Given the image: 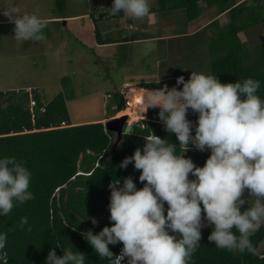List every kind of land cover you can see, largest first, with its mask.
Instances as JSON below:
<instances>
[{"label":"clouds","instance_id":"9594fccd","mask_svg":"<svg viewBox=\"0 0 264 264\" xmlns=\"http://www.w3.org/2000/svg\"><path fill=\"white\" fill-rule=\"evenodd\" d=\"M121 10L135 20L153 15L149 0H112L106 9L111 16L121 15ZM0 14L14 25L13 39L20 46L26 41L46 40L47 21L39 15L15 5L0 9ZM174 80L176 86L171 88L137 90L140 119L123 128L122 135L133 134V124L145 120L148 109H159V120L167 133L175 134L178 146L152 132L143 137L142 149H135L119 165L126 168L132 164L139 170L138 181L143 187L137 189L131 177L123 178L122 186L121 180H112L108 211L113 223L96 234L91 230L81 233L100 258H107V264H192L201 245L202 218L207 226H213L208 240L217 248L255 252L251 237L264 225V98L258 94L260 81L247 78L221 83L217 76L194 71L187 80L183 75ZM177 86L182 87L178 90ZM189 110L197 116L195 125L187 118ZM140 127L146 126L141 122ZM190 146L210 151L202 167L185 156ZM31 179L23 161L0 157V216L6 217L15 206L34 199L29 190ZM249 201H253L251 206ZM245 203L248 207L241 211ZM85 219L96 224L94 218ZM19 227L31 231L27 217L21 218ZM6 242L7 233L0 232V259L6 255ZM118 243L122 246L114 255L109 245ZM55 248L49 250L44 264H86L85 255L73 251L72 246L60 256Z\"/></svg>","mask_w":264,"mask_h":264},{"label":"trees","instance_id":"16d2710c","mask_svg":"<svg viewBox=\"0 0 264 264\" xmlns=\"http://www.w3.org/2000/svg\"><path fill=\"white\" fill-rule=\"evenodd\" d=\"M98 3L99 6L92 9L91 14L68 18H90L98 45H127L126 41L135 36L134 30L126 31L130 33L128 37H122L125 30L121 29L119 39L113 38L112 32L107 33L109 37L100 38L112 26L121 27L127 22L122 10L121 15L111 16L105 10L112 4L102 7L103 2ZM157 5L159 11L182 9L187 22L197 18L204 10L212 9L215 14L225 12L228 21L222 26L215 18L202 30L186 36L190 40L188 47L195 48L196 43L204 39L210 57V75L217 76L221 83L257 79L261 85L258 94L264 98V41L258 43L259 65L245 66L243 62L247 42L264 32V0H243L239 3L235 0H158ZM64 9L65 0H54L52 15L45 19L47 24L67 18L63 16ZM97 21L103 22L102 31ZM254 27L259 28L257 35H253ZM240 32H244L246 40L239 38ZM179 74V69L174 70L173 75L167 78L169 83L176 85L174 77ZM139 86L149 88L145 84ZM125 108L123 94L115 93L109 117ZM158 111L148 109L146 119L133 124L134 133L122 135L121 140L116 142L115 134L106 130L101 121L70 123L62 94L44 104L35 88L0 91V157H15L17 161L24 162L32 174L29 190L34 195V199L15 206L8 216H0V232L7 233L3 250L6 255L0 259V264H44L50 249L58 247L54 250L60 256L64 249L71 246L73 251L85 255L86 264H107V258H100L81 233L91 230L96 234L113 223L109 220L108 211V185L112 180H121L122 186L123 178L131 177L137 189L143 187V183L138 181L139 170L134 169L132 164L126 168L119 167L120 162L131 156L135 149H142L143 137L152 132L178 146L175 134L165 131ZM187 118L195 124V114L191 110ZM141 122L147 128H141ZM209 155V150L200 152L191 146L185 153L199 167L204 165ZM244 198L247 200V192ZM251 204L249 202V206ZM247 207L245 203L241 211ZM84 216L94 218L96 224L93 225L91 219L82 220ZM22 217L28 218L31 231L19 227ZM202 221L207 222L203 218ZM212 227L206 223L201 228V245L192 256V264H264V249L259 250L264 242V225L251 237L254 253L217 248L208 240ZM121 246L118 243L109 245V248L117 255Z\"/></svg>","mask_w":264,"mask_h":264},{"label":"rangeland","instance_id":"374dc122","mask_svg":"<svg viewBox=\"0 0 264 264\" xmlns=\"http://www.w3.org/2000/svg\"><path fill=\"white\" fill-rule=\"evenodd\" d=\"M99 1L103 2L102 7L112 4V0H65L63 16L67 18L47 24L46 40L26 41L21 46L13 39L14 25L0 14V91L35 88L44 104L62 94L68 120L74 124L102 120L104 123V119L122 115H128L130 121L135 122L140 117L135 118L130 113L131 107L126 98L127 90L132 89L130 86L145 84L150 89H157L167 85L171 88L176 85L170 84L167 78L173 75L174 70H182V67L187 77L191 71L210 75V57L204 39L192 49L188 47L190 40L182 35L137 44L98 46L90 18L86 16L79 20L68 17L91 14L92 9L99 6ZM152 2L149 0V3ZM12 5L47 19L52 15L54 0H0V9ZM178 11L182 12V9ZM200 17L194 23L197 28L199 23L204 25L209 20L204 13ZM153 22H157L155 18ZM99 23L96 22L99 26L103 24ZM124 24L122 30L129 31L128 24ZM115 29L112 37L119 39V27ZM253 30V35H257L259 28L254 27ZM107 35L102 33L100 38L105 39L109 37ZM258 36L253 37L257 40L248 41L244 48L245 66L253 67L260 63L258 43L264 41V32ZM241 38L244 39V35ZM117 92L123 94L126 108L109 117L112 97ZM196 119L195 114L194 122ZM206 223L202 221L203 226ZM260 249H264V242L260 244Z\"/></svg>","mask_w":264,"mask_h":264},{"label":"crops","instance_id":"0c3cea01","mask_svg":"<svg viewBox=\"0 0 264 264\" xmlns=\"http://www.w3.org/2000/svg\"><path fill=\"white\" fill-rule=\"evenodd\" d=\"M235 1L236 3H239L243 0H235ZM157 2L158 0H153L152 3H149L150 10L153 13V15H150L146 18L135 20L123 14L124 19L126 20L128 24V29L134 30L135 32V36L130 37V40L126 41V44H137L140 42L155 41L158 39H163L164 37L168 39H174V38H177L179 35L186 37L189 35H193L197 33L198 31L202 30L203 27H205L208 23H210L215 18L219 21V24L221 26L225 22L228 21V17L225 12L220 13V14L219 13L215 14V12L212 9H208L207 12L204 10L203 12L200 13V15L197 18L193 19L190 22H187L184 19L183 10L182 12H179L178 10L159 11ZM202 13H204V15H206V17L209 18V20L204 25H201V23H199L200 25H198L199 27L197 28V26H195L196 24L194 23H195V20H197L202 15ZM154 18L156 19L157 22H153ZM124 25L125 24H123V26ZM121 29H122V26L121 27L119 26L118 30L121 31ZM114 30L116 29L114 26H112L110 29L106 30L105 34L110 33V32L113 33ZM178 32H180L181 34H178ZM129 35H130L129 32L128 33L124 32L122 34V37H128ZM241 35H244V39L241 38ZM245 37L246 36L244 32L239 33V38L241 40H245L246 39ZM254 40H257V38H255ZM114 45L115 43L109 44V45H102V46H114ZM98 46H101V45H98ZM183 70L184 68L182 67V70H180L181 74L179 75H183L185 80H187L189 77H187L184 74L185 72H183ZM126 83H133V82H126ZM135 85L130 86L129 88H132V89H128V90L141 89V87L140 88L137 87L139 86V84L137 86ZM144 89L151 90L150 88H144Z\"/></svg>","mask_w":264,"mask_h":264},{"label":"water","instance_id":"95a60500","mask_svg":"<svg viewBox=\"0 0 264 264\" xmlns=\"http://www.w3.org/2000/svg\"><path fill=\"white\" fill-rule=\"evenodd\" d=\"M127 124L125 125V123ZM131 125L130 119L128 120L126 115H123L118 118H113L105 121V129L115 132L117 134L118 140L122 138V131L128 126ZM124 128V129H123Z\"/></svg>","mask_w":264,"mask_h":264},{"label":"bare ground","instance_id":"6f19581e","mask_svg":"<svg viewBox=\"0 0 264 264\" xmlns=\"http://www.w3.org/2000/svg\"><path fill=\"white\" fill-rule=\"evenodd\" d=\"M141 89H143V88H141ZM140 91L142 92L143 90H140ZM139 95H140V93L137 92V90H127V92H126L127 101H128L129 106L131 107L130 113L135 118L138 117L137 112H138V110H140Z\"/></svg>","mask_w":264,"mask_h":264}]
</instances>
